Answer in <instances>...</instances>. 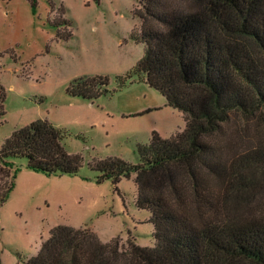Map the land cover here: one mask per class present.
<instances>
[{
    "label": "trees",
    "instance_id": "1",
    "mask_svg": "<svg viewBox=\"0 0 264 264\" xmlns=\"http://www.w3.org/2000/svg\"><path fill=\"white\" fill-rule=\"evenodd\" d=\"M30 2L35 7L36 0ZM140 4L144 54L117 79L123 85L139 76L183 114L185 126L167 139L152 131L149 142L137 144V163L109 156L95 157L88 166L98 172L97 183L111 180L116 188L122 178L135 175V204L149 211L155 241L142 245L131 234L125 241L120 235L103 241L88 226L57 224L21 264H264V202L233 205L215 199L248 193V182L241 185L249 180L241 164L251 169L254 157L264 160L261 147L230 153L244 128L242 119L264 124V0ZM61 36L70 38L72 29ZM109 80L106 74L81 75L67 92L93 100L110 92ZM5 99L0 83V118ZM65 137L62 128L38 118L4 139L0 208L20 169L14 157L26 158L27 168L47 175L80 171L84 157L67 150Z\"/></svg>",
    "mask_w": 264,
    "mask_h": 264
},
{
    "label": "rangeland",
    "instance_id": "2",
    "mask_svg": "<svg viewBox=\"0 0 264 264\" xmlns=\"http://www.w3.org/2000/svg\"><path fill=\"white\" fill-rule=\"evenodd\" d=\"M140 1L36 0L33 7L30 0H0V83L6 90L0 148L16 127L43 118L65 131L69 152L84 157L74 175L36 172L27 168L26 158H12L20 169L0 208V264H21L35 255L57 224L88 226L103 241L118 235L125 241L131 234L139 244L154 243L149 211L135 204V175L116 188L111 180L97 183L98 172L88 166L95 157L109 156L137 163V144L149 142L152 131L167 139L185 126L183 114L139 76L123 85L117 79L144 54ZM63 19L72 24L63 25ZM69 29L73 36L65 39L61 35ZM91 74L108 75L110 92L93 100L67 92L70 81ZM240 125L230 153L264 151V124L242 119ZM252 160L254 168L241 164L248 193L215 199L264 202V160ZM213 186L216 192V181Z\"/></svg>",
    "mask_w": 264,
    "mask_h": 264
},
{
    "label": "crops",
    "instance_id": "3",
    "mask_svg": "<svg viewBox=\"0 0 264 264\" xmlns=\"http://www.w3.org/2000/svg\"><path fill=\"white\" fill-rule=\"evenodd\" d=\"M42 244V243H41Z\"/></svg>",
    "mask_w": 264,
    "mask_h": 264
}]
</instances>
